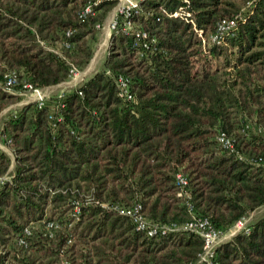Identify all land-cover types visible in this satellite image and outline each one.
Segmentation results:
<instances>
[{
	"label": "trees",
	"instance_id": "trees-1",
	"mask_svg": "<svg viewBox=\"0 0 264 264\" xmlns=\"http://www.w3.org/2000/svg\"><path fill=\"white\" fill-rule=\"evenodd\" d=\"M117 1L0 0V84L11 70L21 91L83 69ZM136 3L132 28L116 14L99 69L1 118L12 166L0 149V264H204L199 234L136 230L116 208L134 204L158 224L187 220L188 205L221 230L248 216V231L218 242L213 260L264 264V0ZM117 73L130 97L117 94ZM16 98L0 86V111ZM218 129L260 160L223 148ZM176 171L187 178L181 195Z\"/></svg>",
	"mask_w": 264,
	"mask_h": 264
},
{
	"label": "built area",
	"instance_id": "built-area-1",
	"mask_svg": "<svg viewBox=\"0 0 264 264\" xmlns=\"http://www.w3.org/2000/svg\"><path fill=\"white\" fill-rule=\"evenodd\" d=\"M118 8L117 11L120 13H123L124 19L121 22V27L130 29L131 22L127 18L128 12L127 9L130 7H136L137 3L135 0H124ZM88 7H85L84 11H87ZM117 12V13H118ZM118 24V20L116 16H113L110 21H108V27L110 29H113ZM233 20H229L226 23L220 22L217 30L214 34L211 35V40L219 41V34L224 30V28L227 25H232ZM133 30V29H132ZM68 33V31H67ZM136 35H142L144 36L145 33L143 31L135 32ZM65 45H69L68 43H65ZM74 70V69H70ZM128 77L124 75L123 73H117L115 74V84L117 87V94L125 97H130L129 93V82ZM18 80L16 79L14 71H9L5 74L4 79L1 83V87L5 90H10L12 88H17L16 84H18ZM22 86V90H29L32 94V100H35L38 105L43 104L45 102V94L42 92V88L39 87H32L29 83L23 82L20 84ZM21 90V91H22ZM61 95V92L58 93V96ZM62 106L61 101L56 104L50 105V111L47 115L48 119L51 121V124L54 125V122L59 120L60 116L59 114H55V110ZM258 132H260L264 137V130H260L259 127L257 128ZM215 139L217 142L228 151H235L233 140L232 138L225 133L224 130L218 129L215 134ZM236 154H238V157L245 158L249 162H257L260 160V157H252V156H245L244 154H239L237 151H235ZM175 184L177 186V194L181 195L185 193V184L187 182L186 176L181 171H176L174 174ZM116 208L120 213H123L130 217L133 226L136 230L144 231L147 235H154L156 233H163L169 230H176V229H188L191 230L197 234L200 235L202 240L201 245V251L198 253V261L204 262V264H215L213 257H214V248L215 245L222 241L227 240L231 237L232 234H234L236 231L243 230L244 232H247L248 227V216H241L238 218L229 228L225 230L218 229L214 227L207 217L196 215L192 212L191 206L188 205V208L191 212L190 217L181 222V223H169V224H158L154 222L148 221L143 214L139 211V205L134 204L132 206H125V205H116Z\"/></svg>",
	"mask_w": 264,
	"mask_h": 264
},
{
	"label": "rangeland",
	"instance_id": "rangeland-1",
	"mask_svg": "<svg viewBox=\"0 0 264 264\" xmlns=\"http://www.w3.org/2000/svg\"><path fill=\"white\" fill-rule=\"evenodd\" d=\"M123 2H125V1L124 0H118L117 3L112 7V9L110 10V13H109L110 19L113 16H116V14L118 12L117 8ZM110 19L108 21H110ZM106 26L109 30H111L110 27H108V22H106ZM103 39H104V35L100 36V37L95 36L94 40L92 42V46H93V50H94L95 54L94 53L92 54L91 58L89 59L88 63L86 64V66L80 70L75 69V68H71L74 70L70 71L69 77L66 80L60 82L59 85H55L53 87L43 88L42 92L45 94V97L51 96V95L59 93V92L62 93L63 89L76 86L78 83H80L83 80V78H86L92 72L99 69L101 67V61H102L105 53L107 52L108 43H109L108 38L105 41ZM0 86H1V84H0ZM7 91L15 94L17 96V98L15 101L9 102L3 109H1L0 120L8 111L13 110L14 108L20 106L23 102L32 100V94L30 93L29 90L20 91L18 88H12V89L7 90ZM0 149H2L6 153L8 152L7 154L11 158V162L9 164L8 169H11V166H12L11 151H10L9 147L6 144H4L1 140H0ZM258 211L259 212L264 211V206L261 207ZM254 214H255V212H253V215Z\"/></svg>",
	"mask_w": 264,
	"mask_h": 264
},
{
	"label": "crops",
	"instance_id": "crops-1",
	"mask_svg": "<svg viewBox=\"0 0 264 264\" xmlns=\"http://www.w3.org/2000/svg\"><path fill=\"white\" fill-rule=\"evenodd\" d=\"M110 11L108 12V14H107V16H106V18H105V21H104V23H103V25H102V28H101V32L99 33V35H97V36H103L104 35V41L108 38V42H109V35H110V32H111V30H109L108 28H107V26H106V22H108V20L110 19ZM109 16V17H108ZM105 43V42H104ZM93 53L95 54V52H94V50H93ZM62 82V81H61ZM60 83V82H59ZM59 83H57V84H54V85H50V86H46V87H43V88H47V87H53V86H55V85H59ZM42 88V89H43ZM8 153V152H7Z\"/></svg>",
	"mask_w": 264,
	"mask_h": 264
}]
</instances>
